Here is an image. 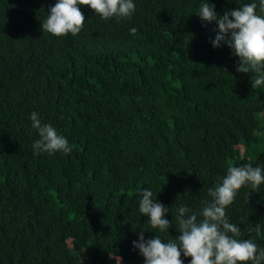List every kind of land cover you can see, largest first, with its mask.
Instances as JSON below:
<instances>
[{"label":"trees","instance_id":"1","mask_svg":"<svg viewBox=\"0 0 264 264\" xmlns=\"http://www.w3.org/2000/svg\"><path fill=\"white\" fill-rule=\"evenodd\" d=\"M56 2L0 0V264H145L141 232L177 239L178 209L202 212L229 165L264 169V85L237 71L231 32L214 47L218 25L198 15L205 2L221 17L264 12L259 0H133L117 20L81 6L82 30L56 37L41 28ZM33 112L70 153L34 150ZM144 189L169 210L168 232L139 212ZM225 211L264 248V183Z\"/></svg>","mask_w":264,"mask_h":264},{"label":"clouds","instance_id":"2","mask_svg":"<svg viewBox=\"0 0 264 264\" xmlns=\"http://www.w3.org/2000/svg\"><path fill=\"white\" fill-rule=\"evenodd\" d=\"M81 6L89 7L103 19L130 18L135 12L133 0H57L41 23L42 31L56 37L77 35L86 20ZM257 7L255 2L245 4L221 17L214 4L205 2L198 13L203 21H215L218 25L221 34L213 41L214 47H219L225 35L231 32L229 47L238 57L237 71L257 74L252 76V88L264 85V15L257 14ZM259 8L264 12V0H259ZM130 32L135 35L137 29L133 27ZM31 120L40 136L33 144L37 153L72 151L67 138L51 124H42L36 112L31 113ZM261 183H264V169L251 164L229 165L222 183L208 189L212 200L202 202V212H192L186 206L178 209L175 220L181 235L177 239L167 243H162L159 236L146 240L141 232L133 245L139 249L145 264H184L182 254L191 258L190 264H264V248H259L252 239H238L241 229L229 222L225 211L242 186L251 184L256 188ZM141 195L139 212L149 217L152 229L168 232L172 227L165 218L169 210L153 198L152 191L144 189ZM198 215L202 219L198 220Z\"/></svg>","mask_w":264,"mask_h":264}]
</instances>
